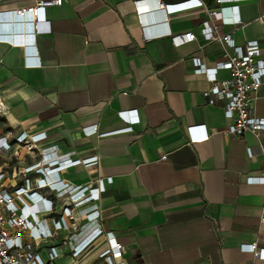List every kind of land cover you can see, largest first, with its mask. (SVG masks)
Masks as SVG:
<instances>
[{"label": "crops", "instance_id": "obj_1", "mask_svg": "<svg viewBox=\"0 0 264 264\" xmlns=\"http://www.w3.org/2000/svg\"><path fill=\"white\" fill-rule=\"evenodd\" d=\"M33 2L1 0L0 12ZM202 2L222 11V20H212L218 33L230 34L236 45L256 40L264 55V0ZM160 6L157 0H62L46 7L49 30L31 42L34 67L26 65L24 47L0 42V97L9 108L0 117V145L11 144L0 152V167L39 161L45 147L72 159L97 156L96 165H69L59 177L75 187L103 180L96 198L101 225L124 247L126 264H264L244 249L253 242L264 247V185L246 182L264 175V157L247 155L248 146L264 142V129L240 137L222 132L228 120L219 101L207 103L209 80L192 58L213 67L232 50L204 37V8L169 13ZM4 22L0 32L11 33ZM187 32L192 41L175 39ZM229 76L224 69L216 75ZM252 107L264 117V84ZM131 109L139 121L128 129L118 113ZM191 125H205L209 137L190 143ZM21 132L46 138L29 153L14 143ZM4 183L14 182L7 176ZM105 247L100 236L80 256L64 255V264H104Z\"/></svg>", "mask_w": 264, "mask_h": 264}, {"label": "built area", "instance_id": "obj_2", "mask_svg": "<svg viewBox=\"0 0 264 264\" xmlns=\"http://www.w3.org/2000/svg\"><path fill=\"white\" fill-rule=\"evenodd\" d=\"M237 1L243 0H214L217 4ZM61 4L62 0H34L30 6L0 12V19L5 20L4 26L8 31L7 24L13 19L27 25L24 37L17 32L8 34L1 31L0 42L24 47L26 65L38 66L39 63L29 61L35 53L31 42L35 35L49 30L48 21L43 17L44 9ZM157 4L169 13L204 8L209 17L203 23L204 37L219 41L232 50L231 53L225 51L224 59L213 67H206L199 57L192 58L195 70L204 73L209 80V86L203 91L207 103L213 105L219 101L223 117L228 120L222 132L240 137L246 132L256 133L264 129V117H257L252 107L259 88L264 84V55L258 42L249 40L244 45H236L230 34L218 33L212 20H222V11L206 9L202 0H176L170 4L157 0ZM233 23L238 25L241 21L235 18ZM177 37L180 41H192L195 35L187 32L175 39ZM220 69L228 70L230 76L218 79L216 75ZM8 109L0 97V117L7 115ZM118 114L127 121L128 129L139 121L132 109ZM198 129H202V135L194 134ZM91 132H97L96 125ZM186 133L190 143L202 142L210 135L205 125L188 126ZM45 138L44 132L31 135L21 132L14 137V143L30 153L38 150L37 144ZM10 148L11 144L4 142L0 145V152ZM39 152L41 159L24 167H7L6 164L0 167V264H54L66 254L76 258L100 236L105 237L106 247L99 254L104 264H126L121 260L124 247L112 232L104 231L101 225L96 198L105 189L103 180L97 179L95 187H75L67 185L59 177L60 171L69 165H96L97 156L84 160L61 157L50 147ZM247 155L264 157V142L248 146ZM31 173L35 174L34 178ZM7 176L14 182L10 186L4 183ZM246 182L264 185V175H248ZM44 189L49 190L53 197L43 195L41 191ZM23 236L27 237V241L22 240ZM244 246L255 259L264 260V247H258L256 242Z\"/></svg>", "mask_w": 264, "mask_h": 264}, {"label": "water", "instance_id": "obj_3", "mask_svg": "<svg viewBox=\"0 0 264 264\" xmlns=\"http://www.w3.org/2000/svg\"><path fill=\"white\" fill-rule=\"evenodd\" d=\"M8 28L11 29L12 32H17L19 35L24 37L25 27L26 25L21 23V21L13 19L11 22L7 24Z\"/></svg>", "mask_w": 264, "mask_h": 264}, {"label": "rangeland", "instance_id": "obj_4", "mask_svg": "<svg viewBox=\"0 0 264 264\" xmlns=\"http://www.w3.org/2000/svg\"><path fill=\"white\" fill-rule=\"evenodd\" d=\"M22 240L25 242V241H27V237H25V236H23L22 237ZM65 257V256H64ZM65 260V258H63V257H61V258H59V259H57L56 261H54L55 262V264H57V263H59V264H64L66 261H64ZM66 260H67V258H66Z\"/></svg>", "mask_w": 264, "mask_h": 264}]
</instances>
